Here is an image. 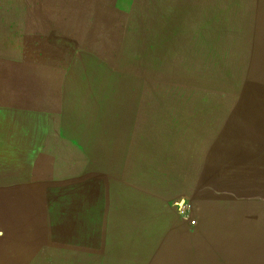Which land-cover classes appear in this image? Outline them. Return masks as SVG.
<instances>
[{"label":"rangeland","instance_id":"374dc122","mask_svg":"<svg viewBox=\"0 0 264 264\" xmlns=\"http://www.w3.org/2000/svg\"><path fill=\"white\" fill-rule=\"evenodd\" d=\"M30 1L3 79L60 91L79 174L0 196V264H264V0Z\"/></svg>","mask_w":264,"mask_h":264},{"label":"crops","instance_id":"0c3cea01","mask_svg":"<svg viewBox=\"0 0 264 264\" xmlns=\"http://www.w3.org/2000/svg\"><path fill=\"white\" fill-rule=\"evenodd\" d=\"M36 3L40 6L43 0H32V5ZM24 5L30 8L31 1L25 0ZM8 9L11 8H0V12ZM5 44L9 42L5 40ZM22 55L23 51L18 64L14 50L0 51V196L30 188L37 182L62 178V172L70 171L69 178L79 174L76 157L70 156L68 168H62V161L67 158L48 144L49 140L66 137L55 125L56 109L52 107L55 93L60 91L52 90L54 86H30L23 81L15 84L13 79H3L29 77V61L24 63Z\"/></svg>","mask_w":264,"mask_h":264}]
</instances>
